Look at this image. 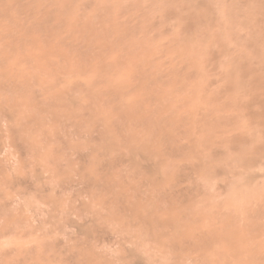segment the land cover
<instances>
[{
    "label": "bare ground",
    "instance_id": "obj_1",
    "mask_svg": "<svg viewBox=\"0 0 264 264\" xmlns=\"http://www.w3.org/2000/svg\"><path fill=\"white\" fill-rule=\"evenodd\" d=\"M6 1L0 0V28L2 29L1 30L2 31L1 32L2 37L3 36L5 37V35H8V37H9V35H11L12 39L9 40L7 43H6V41H7L6 37H5L6 41L3 39L5 41V43L3 41H0L1 44L3 43L0 47L8 46V49L10 50L9 53H3L0 55V65L4 66L7 69V72L9 74V79L5 80V78L8 77V74H6V77L4 78V80L7 81V83H4L2 81L3 84L0 85V89L3 90V88H5L4 92L8 91V90L6 91V87L10 88L11 90H12V88L16 90L15 87H17L16 86L17 83L20 84V82L25 80V78L27 77L26 76L27 72L24 69H22L25 71L24 75H19L20 72H18L19 74H15L16 71L19 70V68L17 70L15 68H13L15 73L11 70V67H14V66H11V63H10L11 57L12 56L14 57V55H17V54H20L23 52H25L23 54L26 56L25 57L26 60H24V58H23V60L20 59V61L21 60L23 61V64L25 63V64L30 65V63L32 61H34V62H37L40 60H42L41 62H43V60L45 61L43 71H41V72H44L46 74V76L48 77L47 79H49V77H50L52 79L53 83H52V85H50L51 82L49 83L48 80H45V81L43 80V83L48 81L49 86L47 87L45 85V87H47V91L51 94L49 100L47 102H45L46 105L40 101H37L38 99L35 100V102H32L31 100H29V102H26V100H24V99H22V100H24L25 102H19L18 96H17L18 99H15L16 97L13 99H10L15 94H19L18 93L19 88L17 87L18 88V90H16L17 93H15V90H14L15 94L12 93L10 90L12 96L10 94L11 97L9 96L10 97L9 100L7 101L6 104H4L5 109H3L5 117H7L9 119H13L16 116H19V112H20V114H23L24 112H26L23 110H28V111L30 110V112H31V110L32 111L34 110V112L37 111V112L43 113L47 117H52V118L57 117V119H58V117L61 113V111H60V113H58L59 109L61 110V108H59V107L64 106V108H65V106H68L71 108V106L75 107V105L77 104L75 99L73 98V95H74L73 93H75L76 90L84 88V85L81 82L86 81V86L87 85L94 86V85H98L100 83L101 86L100 85L99 86L104 89V87L102 86V83H103L102 81L107 80L106 81L107 85H106L105 89L103 90V92H101V89L98 86V88L100 89L99 90L100 95H98V96H96L92 93L93 92L92 89H91V92H89L90 91L89 86H87V88L85 87V90L88 89V91H86V93L83 97V100L80 98V100H82L83 103L81 105L79 104L82 112L79 111V108L77 107V111L81 112L82 115L75 117V114L72 110H68V111L66 110L63 115L61 114V116H63V119L66 120V122L72 121V119H74V120L78 119L77 120L78 123H81V125H82V123H86L85 125H87V126L85 128L87 129V127H88V130L92 131V132H89L91 134L88 137L89 138V141H88L89 144L88 145H86L83 142L84 147H81V145L79 147L76 146V148H77L76 151H74V145H72V146H73V151L75 152V156H76L77 160L79 161V163L81 164V167L83 165H84L83 166L84 168L86 167L85 165L87 163V161H86L87 157H88V160H89V157H90V160L94 159V161L96 163H98L97 160L99 161V163L97 165L92 166L91 168L93 171L97 170L98 173H99V171L102 173V175L99 176V177H102V180H99V182H93V183L89 182L88 186H90V187L92 186L91 188H96V189L98 186L101 187L100 190L102 189V195H100L101 197L98 199L99 203L103 205V206H101V208H104L105 206H109V208L112 207L113 212L116 213L115 215H117V219H119V218L124 219L126 221V223L129 224L130 226H132V225L136 226L137 225V226L141 227L142 231L143 230L145 231V234L147 235V237L148 238L150 237L152 240H156V241L160 242L162 237L165 238L167 236V239H168V237H170L168 242L166 241V243L162 242L160 244L162 249H163V247L167 248V249H169V252L171 251L173 253V255L176 254L177 256L179 253H180L179 255L184 254L189 263L191 262L192 264H264V206L262 204H257L256 202H255L256 204H252L254 200L251 202H248V200H247L248 203L244 202L243 206H241L242 202H240V204H239V206H241L240 208H239V206H237L238 205L237 204L236 207H238V209L237 208H227V207H225L227 205V203H224L225 206H221L220 202L217 201V197L214 196V194H213V196L216 197L215 201H217V203L219 202L220 206H215L214 205L215 203H214L213 204L214 207L209 208V207H207L208 205H206V203L204 202L207 199L206 200L202 199L203 200V201L201 200L202 202L199 201V199H198V202H200L201 205L199 207L193 208V205L195 203L194 202L195 200L193 201V199H196L195 197L200 195L199 192H201V190L199 191V189L196 188V190H189L188 189L185 191L184 190L180 191V189L182 188L181 187V188H179V192H178L177 185H176L177 192L176 191L175 192L170 191L169 193H166V192L160 191L161 189H159L161 186L165 185L164 175L162 174L163 179H161V175H159V171H160V168L162 166V163H163V165L166 163V162L164 163L163 161L166 159V157L172 158L173 156H175V158H177L181 153L184 154L185 150L188 148H191V150L189 152L191 155V160H189V163H190V161H191V163L189 165H187L188 162L186 161L187 162V164H186V163H184V160H183L182 161L183 164L187 165L186 167L188 168V170H191V172L193 171V174H194V172H195V174H198V175L203 174V169H204L203 166L205 167L206 160L204 158H200V155H198V153L195 152L194 149H196L195 148V147H197L196 145H199V147L201 146V147H203L204 150H207L209 155L212 157V159L215 157L216 158L221 157L222 156L221 154L224 151H226V153L229 152L231 155H233V157H235V160L242 161L243 162L242 165H244V163H245L246 166L247 165L249 166V165L253 164L254 162L259 161V159L261 157H259V159H256V161L253 162V160L255 158L254 154H261V156H263L262 153H264V67H263L264 62L260 61L261 60L260 59L259 62H261V64L258 62V60H257L258 63H254L251 59H249V57H247L248 59H246L244 57H240L242 52H239V54L241 53L240 56L239 55L237 56L238 53L235 56L232 55L233 57L231 56V58H232L231 65L228 64L229 65L228 73H227L226 80H224L225 82H223L222 90H220V91L217 90V92H219V93L214 95V93L216 91L213 93V90H212V92H211L210 91V89H211L210 82L207 84L208 86L210 85L208 90L210 91V93H212V96H207L206 98H203V100L205 101L204 107H203V105H202V108L198 107V104H199L198 101H197L198 102L197 106L192 104V101L199 97L195 92L194 93L192 92L191 94L189 93L190 94L189 96H187V94H186V96H184L185 98H183L178 104L176 103L175 105H173L170 103V100L172 99V97H174L175 94L176 95L178 94L177 92L180 93L181 90H183L184 88L186 89V86L188 85V83L192 82L195 79V77H196L195 75L198 71L197 70L198 66L196 67V64L194 65L193 60H191L189 57H184V56L182 57L183 54L181 55V54H179V52H175V51H174L175 53L173 51L170 52V49H169L167 51H168V54L170 52V59L172 61H174L172 64H174L176 61V62H178L177 66L172 67L171 64L168 63L169 66H171L172 68L169 67V69H167L165 67L166 71H163L161 69V66L164 68V66H163L164 61H162L160 68H158L157 66H155V68H154L155 61L153 59H151V55L153 56L152 53L150 54L151 50L150 51L147 50L148 47H145L144 45L139 46L140 41L142 43L144 40H142V39L139 40L138 45H137V41H136L135 44L138 47H136L135 45L129 46V39H130V37L132 38L133 34H132V36L130 34V37H129V34L127 35L125 33L126 28L124 26H123V29H124L123 31L125 34H123V32H122V34L117 33L118 32L117 26L120 23L119 19L122 20V17H120L117 20V21H119V23L114 22V20L116 19L114 14L115 13L118 14L117 13L118 10H117V12H115L116 10L113 13L110 12L109 11L110 3H109V6L107 5V7H108V9H107V8H105V5H104V8H100L101 4L99 7L96 6V7L92 8L93 6L91 5L92 6L91 7L90 6L91 3L89 2V4H88L87 0H86V2L83 0H59V2H60L59 4L56 3V5L54 4L53 6L49 5V6L45 7V5L48 3L44 2L45 4L43 5V7H41L39 3H38V5L34 4L36 2V0L35 1L33 0L34 3L32 0H12L16 4V5L13 4L14 2L12 3L13 6H15L14 10L19 11V14H20V11H22V10H23V12H24V10L28 11L29 15H30V13L35 15V14H37V13L39 14L41 12V17L37 16V19L33 18V20H29V21L27 19H26V21L25 20L24 21L23 20L17 21V22H15L13 27L11 26V28H9L11 23H9V25H8V23L2 24V22H4L3 20L6 18V14L8 12L7 11L8 5L5 4L6 7L3 6L4 5L3 2H6ZM144 1H147L148 4H150L148 0H144ZM144 1H143V3H144ZM213 1L214 0H211V3H213ZM253 1L254 0H252V2ZM55 2H56V0L54 1V3ZM109 2H111V0ZM207 2L210 4V1L207 0ZM238 2H239V0H238ZM9 3H10V1L8 2V4ZM157 3L160 4L159 0ZM164 3H165V1H164ZM164 3H163V5H164ZM208 3H206V5H207V7H210V9H211V6H209ZM233 3H234V1H233ZM247 3H249V1ZM51 4H52V1H51ZM73 4H77V8H79L78 11H74L72 9ZM107 4H108V2H107ZM253 4L255 5V3H253ZM260 4L262 5V0H259V5ZM113 5H114V3H113ZM118 5L115 4V6H117V7H118ZM166 5H169V4L167 3ZM202 5H203V3H202ZM202 5L199 4V6H201V7H202ZM257 5H258V3H257ZM137 6L138 5H136V7ZM151 6H152V3H151ZM176 6H178V5H176ZM199 6H198V8H199ZM204 6H205V4H204ZM243 6H245V5H243ZM263 6H264V3H263ZM117 7H116V9H117ZM160 7H161V5H160ZM173 7H174V4H173ZM207 7L205 6L206 12H207ZM245 7L248 8L249 5L248 6L246 5ZM126 8H127V6H126ZM131 8H132V6L129 8V10ZM146 8H148V7H144V9H146ZM150 8H153V6ZM167 8L169 9V7H167ZM239 8L241 9L240 5H239L238 9ZM74 9H75V7H74ZM134 9L136 10V8L133 7V10ZM140 9L142 11V4L140 6ZM230 9H232V8H230ZM9 10H10V6H9ZM11 10H12V6H11ZM80 10L82 12H80ZM84 10H86V12H88V13H84ZM138 10H139V6H138ZM160 10H162V8ZM171 10H172V8H171ZM261 10H262V8H261ZM17 11H15V13ZM26 11H25V13H26ZM137 11H136V13H137ZM157 11H158V9H157ZM174 11H175V9H174ZM176 11H177V9H176ZM244 11L246 13V9ZM249 11L251 12V9ZM11 12H10V15L12 14ZM119 12H121L120 8H119ZM134 12L135 11H133V14H134ZM181 12L179 13L180 15H181ZM202 12H203V10H202ZM238 12H240V11H238ZM252 12H253V7H252ZM254 12H255V8H254ZM258 12H260V9ZM110 13H112V16ZM151 13H152V11H151ZM151 13H150V15H151ZM161 13L163 14L162 11H161ZM166 13H167V10L165 11V15H166ZM234 13H233L232 24H233L234 19H235ZM255 13H257V12H255ZM19 14H17V15L19 16ZM71 14L73 16L75 15V17L73 18V20L74 19L75 20L73 22H70V23H67L65 21V23H64L63 22L64 19L67 16L70 18ZM139 14H141V13L139 12ZM142 14H141V16H142ZM155 14L157 16V14L159 15V12L155 13ZM172 14L173 13H171V15ZM235 14H237V11ZM23 16H24V13H23ZM143 16H144V14H143ZM174 16H175V14H174ZM230 16H231V13H230ZM259 16H261V15L258 14V16L257 17L255 16L254 18H256V19L258 18V20H259ZM14 17H15V15H14ZM112 17L114 18V20ZM154 17H155V15H154ZM163 17H164V15L161 18L159 16V20L160 19L162 20ZM176 17H175V19L177 22V18H179V17H177V18ZM201 17L198 19L197 18H189L187 20V22L185 23V25H181L183 27L180 26L182 28V31L184 32V34H186V36L188 35V38H189V35L196 33L195 29L199 23L201 24L202 22H204V25L206 26L205 21H203V20L201 21ZM235 17H236L235 22H237V17L239 18L240 16L238 14V16H235ZM247 17L249 18V15ZM19 18H17V20ZM129 18H130V16H129ZM136 18H135L136 20H138V18L141 19L138 16ZM168 18L171 19V17H167V19ZM231 18H232V16H231ZM8 19H9V17L7 18V20ZM10 19H11V16H10ZM21 19H23V17H21ZM30 19H32V17ZM152 19H153V16H152ZM157 19H158V17H157ZM170 19H168V20H170ZM185 19L186 18L184 16V21H182V15H181V22L184 23ZM206 19H207V17H206ZM241 20H240V22H241ZM260 20H261V18H260ZM133 21H134V19H133ZM150 21L147 23H150ZM211 21H212V19H211ZM215 21L218 22V19ZM251 21H252V19H251ZM5 22H6V20H5ZM144 22H145L144 25H146V20L145 21L142 20V24ZM209 22H210V19H209ZM244 22H245V20H244ZM122 23H123V20H122ZM125 23H124V25H125ZM130 23H131V21L129 22V24ZM160 23H164V22H160ZM168 23H169V21H168ZM256 23H257V21H256ZM129 24H127L128 25L127 28L129 27ZM132 24H133V22H132ZM134 24L138 25L137 22H135ZM158 24H159V22H158ZM158 24H157V27H159V29L156 28V30L157 31L159 30V36H160L161 35L160 28H162V25L160 26ZM200 24H199V28H200ZM254 24H255V21H254ZM120 25L121 24H119V26ZM170 25H169V27H170ZM177 25H176V27L178 28L179 26H177ZM202 25H203V23H202ZM235 25L237 26V24H235ZM263 25H264V22H263ZM130 26H131V24H130ZM167 26L165 29H167ZM180 27H179V29H180ZM210 27H211V25H210ZM229 27H231V26H229ZM241 27H242V24H241ZM133 28H136V25L133 26ZM151 28H153L155 30V26H153ZM217 28H218V26H217ZM138 29H139V26H138ZM145 29H146V27L144 28L143 31L146 33V35L147 34L149 35V33H147L145 31ZM148 29H150V27ZM255 29H256V27H255ZM128 30H129V28H128ZM134 30L135 29H133V33H134ZM167 30L170 31L169 28ZM178 30L176 31L177 33H178ZM206 30H208V24L206 26ZM211 30L213 32V29H211ZM249 30H250V28H249ZM258 30H261V28ZM130 31H131V28H130L129 32ZM180 31H181V29H180ZM232 31H233V29H232ZM236 31H238V29ZM137 32H138V30H137ZM139 33H141V29H140ZM150 33L151 34L153 33L152 30L150 31ZM154 33H156V32L154 31ZM216 33H217V29H216ZM226 33H228V32H226ZM247 33H245V34H247ZM249 33L251 34V32H249ZM252 33H253V30H252ZM163 34H165L164 30H163ZM256 34H258V33H256ZM136 35H139V34H136ZM136 35L134 36L132 41H130V43L131 42L133 43V40H137V38H135ZM181 35H182V33H181ZM218 35H217V37H218ZM139 36H137V37L139 38ZM204 36H205V34H204ZM204 36H202V37H204ZM255 36L253 35L252 37H255ZM146 37L147 36H145V39L147 40L148 37L147 38ZM153 37H155V35L152 36L151 39ZM165 37H169V32H168V36L166 35ZM165 37H164V39H165ZM170 37L172 38V35ZM193 37H194V35L192 36V39H193ZM244 37H245V35H244ZM257 37H258V35H257ZM261 37H262V34H261ZM197 38L198 37L195 36V39H197ZM151 39H150V41H151ZM179 39H181L180 36H179ZM211 39H212V36H211ZM242 39L243 38H241V40L240 39H238V40L242 41ZM244 39H246V38H244ZM159 40H160V38H159ZM222 40H224V39H222ZM148 41H149V39H148ZM154 41H155V39H154ZM195 42H197V41H195ZM214 42L217 43V40H215ZM244 42L247 43V41H244ZM148 43H150V42H148ZM169 43H170V41H169ZM174 43H175V41H174ZM177 43H181V41L179 40ZM177 43H176V45H177ZM185 43L187 44V41ZM191 43H192V41H191ZM151 44L153 46L152 42H151ZM151 44H150V46H151ZM155 44L157 45V43H155ZM194 44H195V47L197 48V46H196L197 43H194ZM218 44H220L219 48L223 44L225 45L224 42L222 43V45L219 42H218ZM192 45H193V43H192ZM192 45L188 46V44H187L186 47H188L193 54V50L191 48ZM212 45L214 46L213 41H212ZM259 46H260V44H259ZM259 46L257 48L258 53H259V48H261ZM198 47H199V45H198ZM254 47L256 48V45ZM217 48H218V45H217ZM249 48H248V50H249ZM161 49H163V47ZM177 49H175V50L177 51ZM179 49L182 50V46ZM173 50H174V48H173ZM194 50H195V48H194ZM198 50H199V48H198ZM222 50H224V49L222 48ZM251 50L252 51L254 50L253 46H252ZM262 50H264V49L261 48L260 51H262ZM155 51H156V49H155ZM155 51H153V47H152V52L155 53ZM187 51H188V49H187ZM29 52H31L30 55H34V56H32L33 60H31V58H30L31 61L29 59H27V55H29ZM171 53H172V55H171ZM243 53L245 54V57H246V53L245 52H243ZM199 54H200V51H199ZM30 55H29V57H30ZM157 55L158 56L162 55V52L161 51L157 52ZM157 55H154L153 58L154 57L157 58ZM190 55H191V53H190ZM200 55H199V57H201ZM230 55L231 54H229V56ZM253 55H252V59L256 58L255 57L256 54H253ZM70 56H71V58H70L71 60L68 63H66L67 62L66 58H68ZM72 56H73V58H72ZM206 56H208V55H204L203 57H206ZM208 57H210V56H208ZM216 57H218V56L216 55ZM262 57H263V55L261 56V58ZM16 58H17V56H16ZM21 58H22V55H21ZM225 58H224V60H225ZM257 58H258V54H257ZM164 59H166V57ZM201 59L202 58H200L199 61ZM214 59H215V56H214ZM218 59L221 60L220 57H218ZM229 59L227 58V60H229ZM157 60H158V58H157ZM14 61L15 60L13 59V62ZM152 61L154 62V64ZM204 61H205V59H203V62ZM61 62L62 63L65 62L66 64H62ZM158 62H160V60H158ZM207 62H208V59H207ZM215 62H216V60H215ZM16 63L18 64L17 60H16ZM16 63H15V65H16ZM165 63H166V61H165ZM216 63L218 64V60ZM21 64L22 63L20 62V65ZM59 64H61V65H59ZM29 65H28V67H29ZM39 65H41V63ZM157 65L159 66L158 63H157ZM210 65H211V63H210ZM219 65H220V63H219ZM219 65H218V67H219ZM261 65H263V66H261ZM30 66H32V64ZM37 66H38V64H37ZM4 67H3V70H4ZM33 67L36 68V65L34 63H33ZM202 67H203V65L200 68L202 69ZM212 67H213V65H212ZM208 68H210V67L208 66ZM226 68H227V66H226ZM6 69H5V71H6ZM27 69L28 68H26V70ZM30 69H31V67H30ZM36 69H38L37 74L34 70L33 72H35L36 75H34V74L31 75L32 79H34L35 81L39 80L40 76H42V74L40 75V72H39V69H40L39 66ZM41 70H42V68H41ZM151 70H153V71H151ZM1 71H2V69H1ZM20 71H21V69H20ZM31 72H32V69H31ZM38 72H39V74H38ZM202 72H203V70H202ZM210 72H207V73L210 74ZM218 72L216 70L217 74H218ZM0 73H2V72H0ZM27 74H29V71ZM65 74L70 75V77L75 79V81L70 82L68 80L69 83H71V84L70 85L68 84L66 91H61V90H59V87L56 88V86H59L60 84L62 85ZM205 74L206 73L204 70V75ZM217 74L213 73V77L215 79L219 78V77H215ZM220 74H221V72H220ZM225 74H226V71H225ZM2 75H4V74L2 73ZM200 75H201V73H200ZM222 75H223V73H222ZM198 78H199V76H198ZM220 78H222V77L220 76ZM66 79H67V77H66ZM203 79H205L204 76H203ZM206 79H208V78H206ZM8 80H9V82H8ZM29 80H30V82L32 81L31 79H28V81ZM41 80H42V77H41ZM209 80H211V79L209 78ZM196 81H198V80H196ZM106 82H105V84H106ZM80 83L83 85V88H81L82 85ZM199 83H200V80H199L198 84ZM220 83H221V81H220ZM21 84H22V82H21ZM201 84H202V81H201ZM216 84L218 85V82ZM189 85H190V83H189ZM203 85H204V83L202 84V86L201 85L200 86L203 87ZM165 86L167 88H165ZM192 86H194V85L192 84ZM192 86H191V88H192ZM213 86H215V85L213 84ZM28 87H31V86L28 85ZM28 87L26 89L29 92L28 94L30 96V90H28ZM45 87L42 90V88H43V84H42L41 90L44 91ZM188 88H189V86H188ZM20 89H21V86H20ZM199 89H200V87H199ZM200 90H202V88ZM214 90H215V88H214ZM73 91H75V92H73ZM204 91H202V92H204ZM196 92L199 93V95H200V92H198V91H196ZM233 92H236V93L238 92V94H240L242 96V98L246 97V99L248 100L247 101L248 103L245 104L243 102L245 105L242 106L241 103L239 105L236 102V100L237 101L239 100V97H237L238 99L236 97L234 98ZM3 93H2V95H3ZM31 93L34 95L33 92H31ZM80 93L83 94L84 90H83V92L80 91ZM206 93H208V91H206ZM21 94L23 95L22 98L25 97L24 91ZM38 94H39V90L36 94L37 97H38ZM75 94H77V92ZM82 94L80 95V97L82 96ZM44 95L47 96L49 94L46 95L43 92V97H44ZM78 95H79V91H78ZM204 95H205V93H204ZM224 96H225V98H224ZM39 97L41 98V101H43L42 93L39 94ZM76 97H77V101H78L79 97L78 96H76ZM7 98H8V96H7ZM201 100H202V98H201ZM201 100H200V104L203 102V100L202 101ZM20 101H21V98H20ZM79 103H80V101H79ZM1 105H3V104L1 103ZM1 107H0V109H1ZM95 107H96V109H97V107H100V111H98L97 114H96L97 111L93 114ZM235 107H236V109H235ZM253 107H254V110H253ZM3 111L2 112L0 111V112L3 113ZM30 112H29V114H30ZM26 114H27L26 117L24 116V114H23V117H20L22 119V122H23L25 128H26V125L29 126V124H31V122H33V119H31L30 115L28 116V112ZM43 114H41V115H43ZM76 114H77V112H76ZM95 114H96V116H94ZM244 114H247V115L250 114L251 115V117L247 119L248 123L250 120V123H249L250 128L249 129L247 128L248 130H246L245 132H239V133L237 132L236 134H234L235 132L234 133L231 132L233 134H230V135L228 133V135H227L228 141H227V143L225 142L226 144H224V145H221V144H219L220 146L216 145V142L213 145L211 144V143H214L213 142L214 135L211 136L210 133L213 132V134H214V131H215V132H217V135H218V131H221L222 129L224 130V128L226 131L227 127H232L234 124L237 123V122L235 123V118H237L240 115L243 116ZM39 115L40 114L37 113V117H39ZM33 117H34V115H33ZM35 118H36V116H35ZM57 119L55 121H57ZM36 121H37V119H36ZM58 121L60 122L59 119H58ZM58 121L55 123L58 124ZM106 122H108L107 123L108 125L105 126V129H103L102 132L98 133L97 130H94L98 126L100 127V124L104 125V124H106ZM35 124H36V122H35ZM35 124H33V125L35 126ZM60 124H61V122H60ZM63 124L64 123H62V125ZM68 124H70V123H68ZM243 124L244 123H242V125ZM77 125L78 124H76L74 126L76 130H77V128H76ZM188 125H189V128L191 127V129H189L187 127ZM244 126H245V124H244ZM31 127H32V125H31ZM37 127H39V126H37ZM43 127L44 126L40 127V129H43ZM57 127H58V125H57ZM63 127L65 128L66 126H63ZM63 127H62V130H63ZM68 127H69V125H68ZM21 128H24V127L21 126ZM30 128H29V130H30ZM34 128H36V127H34ZM34 128L32 127V129H34ZM82 128H83V126L81 127V129ZM102 128H101V130H102ZM238 128H241V127H238ZM245 128H246V126L244 127V129ZM44 129L46 130V128H44ZM44 129H43V131H45ZM79 129L77 131H79ZM29 130L26 131V133H28ZM22 131H23V129H22ZM34 131L36 134L35 129L33 130V132ZM93 131H95V133L97 132L98 134L96 133L97 135H94ZM241 131H242V129H241ZM31 132H32V130H31ZM31 132H29V134ZM45 132L47 133V131H45ZM58 132H59V130H58ZM74 132H76V131H74ZM74 132H73L72 137H76V136H74ZM84 132H86V130H84ZM23 133H22V136H23ZM38 133H39V130H38ZM63 133L64 134L62 136L64 137L66 132L64 131ZM67 133L69 134V131H67ZM71 133H72V131H70V135H71ZM89 133L88 132L84 133L83 137H85ZM197 134H200V135L205 134V138H203L202 140L196 141L194 139V135L197 136ZM14 135H16L14 137V140L16 141V137L18 140L20 134H18V136H17V133H15ZM22 136H21V141H22ZM38 136H39V134H38ZM40 136H41V134H40ZM44 136H45V134H44ZM80 136H81V133H80ZM57 137L59 138L60 136H58V134H57ZM61 137H60V139H61L60 142H63L64 139L62 141ZM83 137H81V141H84ZM198 137H199V135H198ZM222 137H223V135H222ZM23 138H25V134H24ZM48 138H49V136H48ZM77 138L80 139L78 134H77ZM181 138H185L186 141L184 143H181V142L178 143L177 142L175 145L172 143V141L176 142V141H179V139H181ZM223 138H222V141H223ZM217 139L218 138L216 137V140ZM18 141H20V140H18ZM67 141H68V139H67ZM77 141H78V139H77ZM222 141H221V143H222ZM85 142H87V138H86ZM11 143H13V142H11ZM68 143H69V141H68ZM77 143H79V142H77ZM218 143H219V141H218ZM20 144L18 142L17 150L20 147L18 150V152L20 154V150L24 149V151H21V156H22L27 151L26 148L28 146H26V143H25L26 147L21 149L22 144H21V146L18 147V145H20ZM60 145H61V143H60ZM62 145H64V143H62ZM66 147L67 146L65 145L64 149H66ZM62 148H63V146H62ZM62 148H61V150H62ZM25 149H26V151H25ZM28 150H29V147H28ZM67 150H68V148L66 149V151ZM66 151H64V152H66ZM69 151L71 153L70 149H69ZM187 151H189V150H187ZM203 152H206V151H203ZM186 153L184 154V156L188 155ZM66 154H68V153H66ZM69 154L67 156H69ZM183 154H182V156H183ZM72 155H74V154L71 153L70 156L73 157ZM252 155H254V157L251 160L250 156H252ZM107 157H108V160H106ZM179 157H178V160H179ZM188 157L190 159V156H188ZM206 157H207V155H206ZM223 157H224V154H223ZM256 157H258V156H256ZM76 158H75V161H76ZM175 158H174V160H175ZM184 159H185V157H184ZM180 160H181V158H180ZM233 160H234V158H233ZM78 161L74 162V164L75 163L77 164V167H78V163H77ZM172 161H173V159H172ZM215 161H216V159H215ZM223 161H224V159H223ZM230 161H231V159H230ZM211 162H212V160H211ZM88 163H89V161H88ZM181 163H180V165H181ZM228 163H229V161L227 162V164ZM262 163H263V161H262ZM90 164H92V163H90ZM93 164H94V162H93ZM170 164H171V162H170ZM174 164L176 165V163H174ZM213 164H214V162H213ZM234 164H233V167L234 166L236 167V163H234ZM255 164H253V165H255ZM120 165H123L124 169L126 167L128 168V171L124 170L125 171V174H123L124 178L127 176V173L130 172V174L128 173L129 177L134 179V181H135V179H137L135 186H133V187L123 186L122 187V183L119 186V184H117V182H116L117 176H116V179L114 180V178L112 177V175L114 176V174L111 173V175H110V173L108 171L110 169V167H114V169H115V167L118 166V168H119L118 171L121 172ZM180 165H179V167H180ZM216 165H218V163ZM230 165H232V163ZM88 166H91V165L88 164ZM164 167H169L168 162H167V165H164ZM172 167H173V164H172ZM179 167L177 168V170L179 169ZM186 167H184V168L186 169ZM211 167H212V169L214 168L213 166H211ZM60 168L62 169V167L60 166L59 169H57V172L61 171ZM91 168H88V171ZM129 168L132 171H129ZM206 168H208V167H206ZM251 168H252V166H251ZM86 169H83V171H85L86 173H90L91 175L93 174V173H91L92 170L90 172H88V171H86ZM253 169H255V168H253ZM170 170H171V168H170ZM174 170H175V168L171 171V174L173 173L174 175H177L176 174L177 171L175 173ZM179 170H180L179 172L181 173L182 169L180 168ZM188 170H186V171L188 172ZM77 171H79V170L77 169ZM133 171H136L137 173L142 172L145 174V176L144 177L140 176L139 178H136V175H131V172L133 174ZM213 171H214V169L212 170V172ZM260 171H262V170H260ZM163 172H164V170H163ZM166 172L169 173V169L167 171V168H166V171L164 172V174ZM206 172H207V170H206ZM220 172H222V170L221 171L218 170V173L221 175ZM86 173L83 172V174H85V175H86ZM121 173H123V172H121ZM160 173H161V171H160ZM83 174L80 175V173H79V179H78L79 181L81 178L80 176H83ZM134 174H135V172H134ZM222 174H223V172H222ZM227 174H228V172H227ZM257 174H258V172H257ZM85 175H84V178L86 179L85 181H88L90 176L88 174H87L88 176H85ZM93 176H95V175L93 174ZM137 176H139V174H137ZM208 176H210L209 172H208ZM248 176H250V175L248 174ZM175 177H174L175 180L181 181L183 179L184 175L182 176V174H181V175H177ZM199 177L201 178V176H199ZM90 178L92 179L93 177L91 176ZM186 178H188V177L186 176ZM192 178H191V180H192ZM204 178L202 177L201 180H203ZM227 178L229 179V177H227ZM252 178H254V176ZM252 178L250 179L251 181H253ZM207 179H208V177H207ZM81 180H84V179L82 178ZM169 180L167 179L166 182H169ZM197 180L198 179H196V182L199 183L200 179L198 181ZM97 181H98V179H97ZM121 181H123L122 176H121ZM189 181H190V179H189ZM206 181H208V180H206ZM176 182H175V184H176ZM182 182H183V180H182ZM258 182H259V179H258ZM258 182H257V184H258ZM130 183H131V181H130ZM234 183L235 182H233V185H234ZM236 183H238V180ZM247 183H248V181H247ZM148 184L151 186L150 188H152V190H151L152 193H153V191H155L156 194H153V195L150 194L149 196L140 198V195H142V193H144L145 190L141 194H140L141 191H139V190L141 189V187H144L145 185L147 186ZM171 184H172V178H171L170 186H171ZM192 184H194V183H192ZM205 184L207 185V183H205ZM229 184L231 185V183H229ZM240 184H242L241 180H240ZM173 185H174V183L172 184V186ZM244 185L249 186L248 189H249V193H250L251 187H250V184H246V179H245ZM170 186L168 185L169 189H170ZM81 188H83V187H81ZM144 188H146V187H144ZM163 188L164 187H162V189ZM192 188H193V186H192ZM198 188H200V186ZM231 188H233V187L231 186ZM165 189L166 188H164V190ZM172 189H173V187H172ZM174 189H175V187H174ZM183 189H184V186H183ZM234 189H235V187H234ZM235 190H237V188ZM253 190H254V187H253L252 191ZM257 190L258 189H256L255 192ZM259 191H260V189H259ZM148 192L149 191H146L145 193L147 194ZM243 192H241V193H243ZM82 193H84V192H82ZM224 193H225V191H224ZM261 193H262V190H261L260 194ZM217 194H218V192H217ZM229 195H231V193H229ZM253 195H254V193H253ZM255 196L258 197V194ZM82 197L85 198L83 194H82ZM210 197H212V195H210ZM261 197H262V195H261ZM263 197H264V195H263ZM90 198H91V194H90L89 199ZM154 199H155L156 203H154ZM238 199H239V197H238ZM238 199H236V200H238ZM245 199H246V197H245ZM93 200L95 203V199H93ZM225 200H226V198H225ZM250 200H252V198H250ZM262 200L264 201V199H262ZM79 201H80V199H79ZM243 201H244V199H243ZM191 202H193V205L191 204ZM212 202H213V200H212ZM82 203H83V201H82ZM139 203H141L140 204L141 206H142V203L147 204V207H145L146 209L141 210V208L138 207ZM163 203H164V205H163ZM234 203L236 204V202H233L232 204H234ZM259 203H261V202H259ZM98 207H99V205H98ZM182 207H183V209H181ZM105 208H104V211H105ZM110 210H111V208H110ZM96 211H97V209H96ZM99 215H100V212H99ZM115 215H114V217H115ZM85 217H86V215H85ZM94 217H95V215H94ZM109 217H110V215H109ZM86 219H87V217H86ZM93 220L95 222L96 219H93ZM107 220H108V218H107ZM115 221H117V220L115 219ZM77 223H78V221H77ZM129 225H128V228H129ZM88 227H89V224H88ZM111 227H113V226H111ZM132 228H134V227H132ZM109 229H110V227H109ZM135 229H134V231H135ZM126 232H127V230H126ZM141 235H143V234H141ZM107 236H109V234ZM144 238L146 239V236ZM128 239H129V237H128ZM165 240H166V238H165ZM136 241H137V238H136ZM162 241H163V238H162ZM106 243H107V241H106ZM106 243H105V245H106ZM109 243H111V241ZM131 244H132V242H131ZM126 246H127V244L125 245V248H126ZM131 249H132V247H131ZM167 249H166V252H167ZM133 251L135 253L134 249H133ZM152 251L154 253V250H152ZM163 251H164V249H163ZM147 252H148V250H147ZM157 252L159 253V251H157ZM77 254L78 253H76V255ZM79 254H81V253H79ZM83 254H84V251L82 252L81 258L83 256ZM135 254H137V253H135ZM78 255H77V257H79ZM89 255L91 257V254H89ZM138 255H141V252H139ZM154 255L156 256V254H154ZM176 255H175V257H176ZM132 256H133V260H135V262L137 264H143V260L141 259V256L140 257L137 256V257H135V259H134V254H132ZM150 256H148V257H150ZM185 256H184V258H185ZM71 257L73 258L72 253H71ZM84 257H85V255H84ZM168 257H166L167 260H168ZM173 257L174 256L171 255L172 259H173ZM180 258H181V256H180ZM85 259H86V257H85ZM174 259L176 260L177 257ZM10 260H11V258H10ZM12 260H14V259L12 258ZM19 260H20V257H19ZM19 260H17V261H19ZM65 260H66V258H65ZM67 260H68V258H67ZM87 260H88V257H87ZM94 260H95V258H94ZM129 260L131 261L132 258ZM133 260H132V263H133ZM71 261H72V259H71ZM180 261H178L179 264H180ZM96 262H98V261L96 260ZM18 263L19 262H17V264ZM78 263L79 264L83 263V259H82V261H80ZM85 263L87 264V262H85ZM98 263H100V262H98ZM182 263H185V261H183ZM5 264H6V260H5ZM8 264H9V262H8ZM15 264H16V260H15ZM66 264H67V262H66ZM69 264H71V263H69ZM172 264H173V262H172Z\"/></svg>",
    "mask_w": 264,
    "mask_h": 264
},
{
    "label": "rangeland",
    "instance_id": "obj_2",
    "mask_svg": "<svg viewBox=\"0 0 264 264\" xmlns=\"http://www.w3.org/2000/svg\"><path fill=\"white\" fill-rule=\"evenodd\" d=\"M4 1H6V0H4ZM9 1H10V3L8 4ZM34 1H33V3H34ZM51 1H52V4H51ZM54 1L53 0H47V1L46 0H41V1L40 0H36V2L34 4L38 5V3H39L40 6L43 7V5L45 3H48V4L45 5V7H46V6H49V5L53 6L54 4L56 5V3H58V4L60 3L59 0H56L55 3H54ZM83 1L86 2V0H83ZM109 1L110 0H100V1L99 0L98 1L97 0H93V1L92 0L91 1L87 0V3L89 4V2H90L91 3L90 6L91 5L93 6V7L91 6L92 8H94L96 6L99 7L100 4H101L100 8H104V5H105V8H107V9H108L107 5L109 6V3H110V6H109V11L110 12L113 13L115 10H116L115 12H117V10H118V12H117L118 14H116V13L114 14L115 18H116L115 19L116 21L113 18L114 16L112 18H113L114 22H118L119 23V21H117V20L120 17H122L123 23H122V20L119 19L120 20L119 24H121V25L119 26V24H118V26H117L118 32L117 33L122 34V32H123V34H125V33L127 35L129 34V37H130V34H131V36L133 34L132 38L130 37V39H129V46H134V45L136 46V44H135L136 41H137V45H138V43H139L138 41L142 39L144 41L142 43L140 41L139 46L144 45L145 47H148L147 50H149V51L151 50L150 54L152 53L153 56L157 55V52L161 51L163 56L159 55L160 56L159 57L157 55V58H158V60H160V62H158L156 57L153 58V56L151 55V59H153L155 61V64L152 61L153 64H154V68H155V66L160 68L162 61H164V63H163L164 68L161 66V69L163 71H166L165 67L167 69H169V67L172 68L173 66L174 67L177 66L178 62L175 61V63L172 64L174 61H172L170 59V52H172V51L173 52L174 51L175 52H179V54H181V55L183 54L182 57L183 56L184 57H189L191 60H193L194 65L196 64V67L198 66V68H197L198 71H197V73L195 75L196 77L193 80L194 82L193 81L189 82L190 85L188 83V85L186 86V89L184 88L183 90H181L182 92L180 91V93L177 92L178 96L175 94L176 96L174 95V97H172V99L170 100V103L173 104V105H175L176 103L178 104L183 98H185L184 96H186V94H187V96H189L192 92L193 93L195 92L199 97L197 99H194L192 101V104L197 106V104L199 102L198 107L202 108V105L204 107L205 106V101L203 100V98H206L207 96H212V93H210V91L212 92V90H213V93L216 91L214 93V95H216V94L219 93V92H217V90H219V91L222 90V85H223V82H225L224 80H226L229 65H231V61H232L231 56L232 55L235 56L238 53L237 56L238 55L240 56L241 53L239 54V52H242L240 57H244L246 59H248L247 57H249V59H251L254 63H258L260 59H261L260 61L264 62V60H263L264 59L263 58L264 57V50L260 51L261 48L264 49V47H263L264 46V34H263L264 33V25H263V22H264V10H263L264 9V6H263L264 0H262V5L261 4L259 5V0H254L255 2L254 1L252 2V0H239V2H238V0H231V1L230 0L229 1L228 0H214L213 3H211V0H208V1H210V4L207 2V0H185V1L184 0H175V1L174 0H170V1L169 0H159L160 4L157 3L158 0H148L150 4H148V2L144 1V0H138V1L137 0H131V1L130 0H128V1L127 0H111V2H109ZM143 1H144V3H143ZM164 1H165V3H164ZM233 1H234V3H233ZM246 1L247 2L249 1V3H247ZM6 2H3L4 3L3 6H5V4L8 5V7H7V11L8 12H7L6 18L3 20L4 22H2V24L3 23L4 24L8 23V25H9V23H11L10 27L7 25L9 28H11V26L13 27L15 22H17V21H22V20L26 21V19L29 21V20H33V18L37 19V16L41 17V12L39 14L37 13L35 15L31 14L29 12L30 13V15H29L28 11L24 10V12H23V10H22V11H20V14H19V11L14 10V8H15V6H13V4H15L14 1L7 0ZM107 2H108V4H107ZM113 3H114V5H113ZM151 3H152V6H153L154 9L150 8V7H152ZM163 3H164V5H163ZM167 3L169 5H166ZM202 3H203V5H202ZM206 3H208L209 6H211V9H210V7H207ZM253 3H255L256 6ZM257 3H258V5H257ZM115 4L116 5L119 4L118 7L115 6ZM141 4H142V11L140 9ZM173 4H174V7H173ZM199 4H201L202 7L199 6ZM204 4L207 7V12L205 11ZM242 4L245 5V6L249 5V7L247 8V7L243 6ZM136 5L139 6V10H138V6L136 7ZM160 5H161V7H160ZM176 5H178V6H176ZM239 5H240L241 9L240 8L238 9ZM9 6H10V10H9ZM11 6H12V10H11ZM126 6H127L128 9L126 8ZM131 6H132V8L129 10V8ZM198 6H199V8H198ZM74 7H75V9H74ZM116 7H117V9H116ZM133 7L136 8V10L135 9L133 10ZM144 7H148V8L144 9ZM167 7H169V9ZM252 7H253V12H252ZM119 8H120L121 12H119ZM161 8H162V10H160ZM171 8H172L173 11L171 10ZM230 8H232V9H230ZM254 8H255V12H257V13L254 12ZM261 8H262V10H261ZM72 9L74 11H78L79 10V8H77V4H73L72 5ZM157 9H158V11H157ZM174 9H175V11H174ZM176 9H177V11H176ZM245 9H246V13L244 11ZM250 9H251V12L249 11ZM259 9H260V12H258ZM166 10H167V13L165 15V11ZM202 10H203V12H202ZM15 11H17V12L15 13ZM25 11H26V13H25ZM133 11H135L134 14H133ZM136 11H137V13H136ZM151 11H152V13H151ZM161 11L163 12V14L161 13ZM236 11H237V14H235ZM238 11H240V12H238ZM10 12L12 13L11 15H10ZM80 12H82V11L80 10ZM139 12L141 14L143 13L144 16H143V14L141 16V14H139ZM158 12H159V15L157 14V16H156L155 13H158ZM180 12H181V15H182V21H184V16L186 18L184 23L181 22V15L179 14ZM23 13H24V16H23ZM84 13H88V12H86V10H84ZM112 13H110L111 16H112ZM150 13H151V15H150ZM171 13H173V14L171 15ZM230 13H231L232 18L230 16ZM233 13H234V18L235 19H234V22L232 24ZM17 14H19V16ZM174 14H175V16H174ZM238 14H239L240 17L239 18L237 17V22H235L236 21V17L235 16H238ZM247 14L249 15V18L247 17L248 16ZM258 14L261 15V16H259V20H258V18L257 19L254 18L255 16L257 17ZM14 15H15V17H14ZM154 15H155V17H154ZM161 15L162 16L164 15V17L162 18V20L161 19L159 20V16H160V18L162 17ZM10 16H11L12 20L10 19ZM20 16L23 17V19H21ZM129 16H130V18H129ZM137 16L140 17L141 19L138 18V20H136ZM152 16H153V19H152ZM176 16L179 17V18H177ZM8 17H9V19H8L9 21L7 20ZM29 17L30 18L32 17V19H30ZM74 17H75V15L73 16L71 14L70 18L67 16L64 19L63 22L64 23H65V21L67 23L73 22L75 20V19L73 20ZM157 17H158V19H157ZM167 17H171V19L168 18V19H170V20H168ZM175 17L177 18V22H176ZM200 17H201V21L202 20L205 21L206 26L208 24V30H206V26L204 25V22H202L203 25H202V23L201 24L199 23L200 24V28H199V24H198L196 26V29H195L196 33L192 34V35H189V38H188V35L186 36V34H184V32L182 31L181 27H183V26H181V25H185V23L187 22V20L189 18H197L198 19ZM206 17H207V19H206ZM17 18H19V19L17 20ZM240 18L241 19L243 18V19L241 20ZM260 18H261V20H260ZM133 19H134V21H133ZM209 19H210V22H209ZM211 19H212V21H211ZM217 19H218V22L215 21ZM251 19H252V21H251ZM5 20H6V22H5ZM142 20L143 21L146 20V25H144L145 22L142 24ZM240 20H241V22H240ZM244 20H245V22H244ZM124 21L127 24H129V22L131 21V23H130L131 26L129 24V27H128L129 30L131 28L130 32H129L128 28H127L128 25ZM149 21H150V23H147ZM168 21H169V23H168ZM254 21H255L256 25L254 24ZM256 21H257V23H256ZM132 22H133V24H132ZM135 22H137L138 25L134 24ZM158 22H159V24H158ZM160 22H164V23H160ZM124 23H125V25H124ZM156 23L158 25H160V26L162 25V28H160V31H161L160 33H161L162 36L161 35L160 36L163 39L159 36V30L158 31L156 30V28L159 29V27H157ZM175 24L176 25L178 24L177 26H179V27L181 26L180 27L181 31H180L179 27L178 28L176 27ZM235 24H237V26ZM241 24H242V27H241ZM135 25H136V28H133V26H135ZM169 25H170V27H169ZM210 25H211V27H210ZM216 25L218 26V28H217ZM123 26L126 28L125 29V33L123 31L124 30ZM138 26H139V29H138ZM153 26H155V30L153 28H151ZM166 26H167V29L168 28L170 29V31L165 29ZM229 26H231V27H229ZM145 27H146L145 31L147 33H149V35L148 34L146 35V33L143 31ZM149 27H150V29H148ZM255 27H256V29H255ZM259 27L261 28V30H258V29H260ZM210 28L213 29V32H212V30ZM249 28H250V30H249ZM133 29H135L134 33H133ZM136 29L138 30V32H137ZM140 29H141V33H139ZM162 29L164 30L165 34H163V30ZM216 29H217V33H216ZM232 29H233V31H232ZM237 29H238V31H236ZM1 30L2 29L0 28V39L2 38L0 41H3L5 43V41L7 40L6 41V43H7L9 40L12 39V36L9 35V37H8V35H5V37H6V40H5V37L4 36L2 37V34H1L2 31ZM151 30L153 32L152 34L150 33ZM177 30H178V33L176 32ZM252 30H253V33H252ZM154 31L156 33H154ZM168 32H169V37H165L166 35L168 36ZM226 32H228V33H226ZM247 32L248 33L251 32V34L250 33L248 34ZM181 33H182V35H181ZM245 33H247V34H245ZM256 33H258V34H256ZM260 33L262 34V37H261ZM136 34H139L140 36L136 35ZM204 34H205V36H204ZM135 35H136L135 38H137V40H133V43L132 42L130 43V41H132V39L134 38ZM154 35H155V37H153L151 39V37L154 36ZM171 35H172V38L170 37ZM178 35L180 36L181 39H179ZM193 35H194V37L192 39ZM210 35L212 36V39H211ZM217 35H218V37H217ZM244 35H245V37H244ZM253 35L254 36L256 35V36L252 37ZM257 35H258V37L260 39L257 37ZM137 36H139V38ZM145 36L148 37L149 41H148V39L147 40L145 39ZM195 36L198 37V38L195 39ZM202 36H204V37H202ZM164 37H165V39H164ZM159 38H160V40H159ZM241 38H243L242 39L243 42L238 40V39L241 40ZM244 38H246V39H244ZM150 39H151V41H150ZM154 39H155V41H154ZM222 39H224V40H222ZM173 40L175 41V43H174ZM179 40L181 41V43H177ZM211 40L213 41L214 46L212 45V41ZM215 40H217V43L214 42ZM169 41H170L171 44L169 43ZM186 41H187L188 46L192 45V43H193L192 47L190 46L192 48V50H193V54H192L191 50L188 47H186L187 46V44L185 43ZM191 41H192V43H191ZM195 41H197V42H195ZM244 41H247L248 44L245 43ZM148 42H150V43H148ZM151 42L153 43V46H152ZM218 42L221 43V45L224 42L226 46L223 44L219 48L220 44H218ZM155 43H157V45ZM176 43H177V45H176ZM194 43H197L196 44L197 48L195 47ZM2 44L0 43V46ZM150 44H151V46H150ZM250 44L254 48L253 51L251 50L252 46ZM254 44L256 45V48L254 47L255 46ZM259 44H260V46H259ZM198 45H199V47H198ZM217 45H218V48H217ZM181 46H182V50L179 49V48H181ZM258 46L261 47V48H259V53H258V49H257ZM6 47H3V46L0 47V55L3 54V53H9L10 50L8 49V46H6ZM136 47H138V46H136ZM152 47H153V51H155V49H156L155 53L152 52ZM162 47H163V49H161ZM173 48H174V50H173ZM194 48H195V50H194ZM198 48H199V50H198ZM222 48L224 50H222ZM248 48H249L250 51L248 50ZM169 49H170V52L168 54L167 50H169ZM175 49H177V51ZM187 49L191 53V55L187 51ZM199 51H200L201 55L199 54ZM243 52L246 53V57H245V54ZM23 53H25V52H23ZM23 53H20V54L14 55V57L13 56L11 57V60H10L11 66H14V67H11V70L14 72L13 68H15L16 70L19 68V70H17L16 73L14 72L15 74H19L18 72H20L19 75H24L25 71L27 73L29 71L30 75L26 73L27 77L25 78V80L21 81L23 85L21 84V82H20V84L17 83L16 86L19 88V91H18L19 94H15V93H17L16 90H18L17 87H15L16 90L13 89V88L11 90L10 88L6 87V91L8 90L9 92L8 91L4 92L5 88H3V90L0 89V107L1 106L3 107V108L1 107V109H0L1 112L3 111V109H5L4 104L7 103L9 98L12 96L11 92L14 93V90H15V93H14L15 95L12 96L10 99H13V98L16 97L15 99L19 98L18 99L19 102H25L24 100H26V102H29V100H31L32 102H35V100L38 99L37 101H40V102H42V103H44L46 105L45 102H47L49 100V98H50L51 94L47 91V87L49 86L48 84L50 82H51L50 85H52V83H53L52 79L50 77H49V79H47L48 77L46 76V74L44 72H41V71H43V67L45 65L44 64L45 61L44 60H43V62H41L42 60L37 61V62L32 61L30 63V65L32 64V66H30L29 64H25V63L23 64V61H22L23 58H24V60H26V58H25L26 56ZM30 54H31V52H29V55ZM229 54H231V55L229 56ZM253 54H256L255 55L256 58H254V59H252V55ZM257 54H258V58H257ZM21 55H22V58H21ZM29 55H27V59L30 60V58H31V60H33L32 56H34V55H30V57H29ZM171 55H172V53H171ZM199 55L201 57H199ZM204 55H208L210 57H208V56L203 57ZM216 55L218 57H220L221 60H219L218 57H216ZM262 55H263V57L261 58ZM16 56H17L18 59L16 58ZM214 56H215V59H214ZM165 57H166L167 60L164 59ZM70 58H71V56L66 58L67 59L66 63H68L71 60ZM72 58H73V56H72ZM200 58H202V59L199 61ZM224 58H225V60H224ZM227 58L228 59L230 58L229 59L230 61L227 60ZM13 59L15 60L14 62H13ZM20 59H22V60L20 61ZM203 59H205L204 62H203ZM207 59H208V62H207ZM16 60H17L18 64L16 63ZM215 60H216V62L218 60V64L215 62ZM257 60H258V62H257ZM165 61H166V63H165ZM20 62L22 63L21 65H20ZM15 63H16V65H15ZM33 63L36 65V68L39 66L40 75L42 74V76H40L39 80H36V81L34 79H32V77H31V75H33V74L36 75L37 74V70H38L35 67H33ZM40 63H41V65L42 64L43 65L42 66L39 65ZM66 63L63 62L62 64H66ZM157 63L159 64V66L157 65ZM168 63L171 64L172 67L169 66ZM210 63H211V65H210ZM219 63H220V65H219ZM259 63L261 64V62H259ZM37 64H38V66H37ZM28 65H29V67H28ZM59 65H61V64H59ZM200 65L201 66L203 65L202 69L200 68L201 67ZM212 65H213V67H212ZM218 65H219V67H218ZM208 66L210 68H208ZM226 66H227V68H226ZM261 66H263V65H261ZM3 67L4 66L0 65V72H2L4 74V75H2V73H0V77H1L0 78V85L3 84L2 81L4 83H7V81H5V80L9 79V74L7 72V69L4 67V70H3ZM30 67L32 69V72H31ZM26 68H28V69L26 70ZM41 68H42V70H41ZM1 69H2V71H1ZM5 69H6V71H5ZM20 69H21V71H20ZM22 69H24L25 71L22 70ZM215 69L217 70V72L219 71L218 74L216 73ZM34 70H35L36 74H35V72H33ZM202 70H203V72H202ZM204 70H205V73H206L205 75H204ZM151 71H153V70H151ZM225 71H226V74H225ZM39 72H38V74H39ZM207 72H210V74H208ZM220 72H221V74H220ZM200 73H201V75H200ZM213 73L217 74L216 76L215 75L214 76L215 77H219V78L215 79L213 77ZM222 73H223V75H222ZM6 74H8V77H6ZM64 76L65 77H64L62 85L60 84L59 86H56V88L59 87V90H61V91H66L67 90L66 88L68 87V84L69 85L71 84V83H69V81L70 82H74L75 81V79L70 77V75H68V74H65ZM198 76H199V78H198ZM203 76L205 77V79H203ZM220 76L222 78H220ZM41 77H42V80H41ZM66 77H67V79H66ZM4 78H5V80H4ZM206 78H208V79H206ZM209 78L211 80H209ZM28 79H31L32 81L30 82V80L28 81ZM43 80L44 81L48 80L49 83H48V81L43 83ZM196 80H198V81H196ZM199 80H200V83L198 84ZM106 81L107 80H103L102 81L104 84L101 82L102 86L104 87V89H105V87L107 85ZM201 81H202V84L204 83L203 87H201L202 86ZM220 81H221V83H220ZM8 82H9V80H8ZM105 82H106V84H105ZM209 82L211 84L210 91L208 90L210 85L209 86L207 85ZM217 82H218V85L216 84ZM81 83L84 85V88H83V85ZM81 83H80L82 85L81 88H83V89L76 90L77 94H75L76 92L73 91V92H75V93H73L74 94L73 98L75 99V101L77 103L75 105V107L74 106L73 107L71 106V108L68 107V106H65V108H64V106L59 107V108H61V110L59 109L58 113H60V111H61V113L59 115L60 118L58 117V119L60 120L61 124L58 121L57 117L56 118L47 117L43 113H40V112H37V111L34 112V110L33 111L31 110V112H30V110L29 111L28 110H23V111H26V112L23 113L25 117L27 116L26 113L28 112V116L30 115L31 119H33V122H31V124H29V126L26 125V128H25V126H24V124L22 122V119L20 118V117H23V114H20V112H19V116H16L13 119H9V118L5 117L4 111H3V113L0 112V264L1 263L5 264V260H6V264H8V262H9V264H15V260H16V264H17V262H19L18 264H66V262H67V264H69V263H71V264H79L78 262L82 261V259H83V263H81V264H86L85 262H87V264H91V263L92 264L93 263L94 264H100V263L101 264L102 263L103 264H131L132 260H133L132 254H134V259L137 256L138 257L141 256V259L143 260V264H146V263L147 264H172V262H173V264H179L178 261H180V260H181L180 264H192L191 262L190 263L188 262V260L186 259V256L184 254L179 255L180 254L179 253L178 256L175 254L176 257H177V259L175 260L174 259V258H176L175 255H173V253L171 251H170L171 252L170 253L169 249L163 247V249H164V251H163V249L160 246V244L162 242H165V243H166V241L168 242L170 237H168V239H167V236H166L165 237L166 240H165L164 237H162L163 241H162V238H161L160 242L156 241V240H152L150 237L149 238L147 237V235L145 234V231L144 230L142 231L141 227H139L137 225L136 226L135 225L130 226L129 224L126 223V221L124 219H122V218L117 219V215H115L116 213L113 212V208L112 207H110L111 208V210H110L109 206H105L106 207V208L104 207L105 211H104V208H101V206H103V205L100 204L99 200H98L101 197L100 195H102V189L100 190L101 187L98 186L97 189H96V188H91L92 186L91 187L88 186L89 182L93 183V182H99V180H102V177H99V176L102 175V173L100 171L98 173L97 170L93 171L92 168H91L92 166L97 165L99 163V161L97 160L98 163H96L94 161V159L90 160V157H89V160H88V157H87L86 161H87V163L89 161L88 164L91 165V166H88V164L86 163V165H85L86 167L85 168L83 167L84 165L81 167V164L77 160V158L75 156V152H74V151L77 150L76 146L79 147L81 145V147H84V143L86 145L89 144V142H88L89 138L88 137L91 134L89 132H92V131L88 130V127H87V129L85 128L87 126V125H85L86 123H82V125H81V123H78L77 122L78 119H75V120L72 119V121L66 122V120L63 119V116H61V114L63 115L66 110L67 111L68 110H72L74 112V114H75V117H78V116L82 115L81 114L82 110L80 109L81 108L80 105L83 103L82 100H83V97H84L86 91H88V89L85 90V87L87 88V86H89V85L86 86V81H83ZM27 84L30 85L31 87H28ZM42 84H43L42 90L44 89L45 85L47 86V87H45L44 91L41 90ZM192 84L194 86H192ZM213 84L215 86H213ZM99 85L101 86L100 83L98 85H94V86L90 85L89 86V90H90L89 92H91V89H92V91H93L92 93L94 95H96V96L100 95V91L99 90L101 89V92H103L104 89L102 87H100ZM20 86H21V89H20ZM98 86H99L100 89L98 88ZM188 86H189V88H188ZM191 86H192V88H191ZM27 87H28V90H30V96L28 94L29 92L26 89ZM199 87H200V89L202 88V90H200ZM165 88H167V87L165 86ZM214 88H215V90H214ZM10 90H11V92H10ZM38 90H39V94L42 93L43 101H41V98L39 97V94H38V97L36 96ZM83 90H84V93L83 94L80 93V91L83 92ZM23 91H24V96L27 99L25 97L22 98L23 95L21 93ZM78 91H79V95H78ZM196 91L200 92V95ZM202 91H204V92H202ZM206 91H208V93H206ZM31 92H33L34 95ZM43 92L46 95L49 94V95H47L48 97L44 95V97H45L44 98L43 97ZM2 93H3V95H2ZM204 93H205V95H204ZM10 94H11V96H10ZM81 94H82V96L80 97ZM233 94H234L233 95L234 98L235 97L236 98L239 97V100H238L239 102L236 100V102L239 105L241 103L242 106H243L246 103H248L247 102L248 100L246 99V97H243L244 98L243 99L242 96L240 94H238V92L237 93L233 92ZM7 96H8V98H7ZM17 96H18V98H17ZM76 96L79 97L78 101H77V97ZM20 98H21V101H20ZM80 98L82 100H80ZM201 98H202L203 102L200 104ZM224 98H225V96H224ZM22 99H24V100H22ZM79 101H80V103H79ZM1 103L3 105H1ZM77 107L79 108V111H81V112L77 111ZM235 109H236V107H235ZM253 110H254V107H253ZM98 111H100V107H97V109L95 107V110H94L93 114L95 112L97 114ZM29 112H30V114H29ZM36 112L38 114H40L39 117H37V113ZM76 112H77V114H76ZM41 114H43V115H41ZM96 114L94 116H96ZM33 115H34V117H33ZM35 116H36V118H35ZM243 116L240 115L237 118H235V123L236 122L237 123L232 126L233 128L232 127H227L226 131H225V128H224V130L222 129L221 131H218V135H217V132H215V131H214V134H213V132L210 133L211 136L214 135V138L212 137L214 143H211V144L213 145L216 142V145H219V144L224 145L228 141L227 140L228 139L227 138L228 133L230 135V134H233L234 132H235L234 134H236L237 132L238 133L239 132H245L246 130H248L250 128V124H249L250 120H249V123H248L247 119L250 118L251 115L250 114L249 115L244 114ZM36 119H37V121H36ZM56 119L58 121V124L55 123V122H57V121H55ZM35 122H36V124H35ZM62 123H64V124L62 125ZM68 123H70V124H68ZM107 123L108 122H106V124H104V125L100 124V127L98 126L94 130H97L98 133L102 132L103 129H105V126L108 125ZM242 123L245 124V126H246L245 129H244L245 126H244V124L242 125ZM33 124H35V126ZM74 124L75 125L78 124L76 128H77V130L80 128L79 131H77L75 129V127H74L75 125ZM31 125H32L33 128L36 127V128H34L36 130V134H35V131L33 132L34 129H32ZM36 125L39 126V127H37ZM41 125L44 126L43 129L46 128V130L45 129L44 130L47 131V133L45 131H43V129H40V127H42ZM57 125H58V127H57ZM68 125H69V127H68ZM21 126L24 127L25 129L21 128ZM63 126H66V127L64 128ZM82 126H83V128L81 129ZM62 127H63V130H62ZM187 127L189 128V125ZM238 127H241V128H238ZM29 128H30V130H29ZM101 128H102V130H101ZM22 129H23V131H22ZM37 129L39 130V133H38ZM189 129H191V127ZM241 129H242V131H241ZM28 130H29V132H31V130H32L33 133L32 132L30 134H29V132L26 133V131H28ZM58 130H59V132H58ZM84 130H86V132H84ZM64 131L66 133H65V136L63 137L62 135L64 134L63 133ZM67 131H69V134L67 133ZM70 131H72L71 135H70ZM74 131H76L77 133L74 132ZM73 132H74V136H76V137H72ZM87 132L89 134H87L85 137H83L84 133H87ZM231 132H233V133H231ZM15 133H17V136H18V134H20L22 136V133H23L22 141H21V136L20 135H19V138H18V140H20L21 142L17 140V137H16V141L14 140V137L16 136V135H14ZM80 133H81V136H80ZM96 133H95V131H93L94 135L98 134V133L97 134ZM24 134H25V138H23ZM38 134H39V136H38ZM40 134H41V136H40ZM44 134H45V136H44ZM57 134L60 137L62 136L61 137L62 141L64 139L63 142H60L61 139H60V137L59 138L57 137ZM77 134L80 137V139L77 138ZM200 134H197V136L194 135V139L196 141H199V140H202L203 138H205V134H202V135H200ZM198 135H199V137H198ZM222 135H223V137L225 139L222 137ZM48 136H49V138H48ZM81 137L84 138V141H81ZM216 137L218 138L217 140H216ZM86 138H87V142L88 143L85 142ZM222 138H223V141H222ZM67 139H68L69 143H68ZM77 139H78V141H77ZM185 141H186L185 138H181V139H179V141H176V142L172 141V143L175 145L177 142L178 143L179 142L184 143ZM218 141H219V143H218ZM221 141H222V143H221ZM11 142H13V143H11ZM18 142H19V144L20 143L22 144V146H21V144L18 145V147L21 146V149L26 147V146L29 147V150H28V147L26 148L27 151L25 149L26 152L25 153L23 152L24 154L22 156H21V151H24V149L20 150V154H19L18 150H19L20 147L17 150ZM77 142H79V143H77ZM25 143H26V146H25ZM60 143H61V145H60ZM62 143H64V145H62ZM65 145L67 146L66 149L68 148L67 151H66V149H64ZM72 145H74V151H73V146ZM62 146H63V148H62ZM196 146H197V147H195L196 149H194L195 152L198 153V155H200V158H204L206 160V165H205V167L203 166V168H204L203 169V174L198 175V174H195V172H194V174H195L194 175L193 171L191 172V170H188V168L186 167L187 165H189L191 163V161L189 163V160H191V155L189 153L191 148H188L184 152V154L187 152L186 154H188V155L184 156V154L181 153L179 155L180 157L178 156L179 160H178V157L175 158V156H173L172 158L171 157H169V158L166 157L167 160L165 159L163 161L164 163L166 162L164 165H167V162H168V166L169 167H164V165L162 163V166L160 168L161 173L159 171V175H161V179H163L162 174L164 175V183L167 186V187L165 185L161 186L159 188V189H161L160 191L169 193L170 191H172V192L176 191L177 192V190H178V192H179V188H181V187L182 188L180 189V191H183V190L185 191V190H188V189L189 190H196V188L199 189V191L201 190V192H199L200 195L195 197L196 199H193V201L195 200L194 201L195 202L194 205H193V202H191V204L193 205V208L199 207L201 205L200 202H198V199H199V201H201L202 199H205V200L207 199L204 202L206 203V205H208L207 207H209V208L214 207L213 206L214 203H215L214 204L215 206H220V205L221 206H225L224 203H227V205L225 207H227V208H237L238 209V207H236V205L238 204L237 206H239L240 202H242L241 206H243L244 202L248 203V202H251L253 200L254 201H253L252 204H256L257 203V204H262L264 206V201L262 200V199H264V197H263V195H264V193H263L264 192V187H263L264 186V170H263L264 169V153H262L263 156H261V154H254L255 158H254L253 162L256 161V159H259V157L262 158V159L261 158L259 159L260 162L257 160L258 162H254L253 163V164L256 163L255 164L256 166L253 165V164H251L249 166L248 165L246 166L245 163H244V165H242L243 164L242 161L235 160V157H233V155H231L229 152L226 153V151H224L225 153L223 152L221 154L222 155L221 157H218V158L215 157V158H213L214 159L213 160L212 157L209 155L207 150H204L203 147H201V146L199 147V145H196ZM61 148H62L63 151L61 150ZM69 149L71 150V153L74 154V155H72L73 157L70 156L71 153H70ZM187 150H189V151H187ZM202 150L206 151V152H203ZM64 151H66V152H64ZM66 153H68V154L70 153L69 156H67L68 154H66ZM182 154H183V156H182ZM223 154H224V157H223ZM206 155H207V157H206ZM254 155L250 156L251 160L253 159ZM188 156H190V159H189ZM256 156H258V157H256ZM184 157H185V159H184ZM75 158H76V161H78L77 162L78 163V167H77L76 163L74 164V162H76ZM174 158H175V160H174ZM180 158H181V160H180ZM233 158H234L235 161L233 160ZM172 159H173V161H172ZM215 159H216V161H215ZM223 159H224V161H223ZM230 159H231V161H230ZM106 160H108V157H107ZM183 160H184V163L187 164V162H188V164L187 165L183 164V162H182ZM211 160H212V162H211ZM169 161L171 162V164H170ZM228 161H229L230 164L232 163V165H230L229 163L227 164ZM262 161H263V163H262ZM93 162H94V164H93ZM213 162H214L215 165L213 164ZM90 163H92V164H90ZM174 163H176V165ZM180 163H181V165H180ZM217 163H218V165H216ZM234 163H236V167L237 168L235 166L233 167ZM172 164H173V167H172ZM179 165H180V167H179ZM60 166L62 167V169L60 168L61 171L57 172V169H59ZM122 166L123 165H120V170L123 173L118 171L119 170L118 166H116L115 169H114V167H110V169L108 170L110 175H111V173L114 174V176L112 175L114 180L116 179V176H117V181L116 182H117V184H119V186H120L121 183H122V187L123 186H131V187L135 186V183H136L137 179H135V181H134V179L129 177L128 173L130 174V172H128L127 176L124 178L123 174H125V171H128V168L126 167L124 169V166L123 167ZM177 166L179 167V169L180 168L182 169L181 173L179 172L180 171L179 169L177 170V168H178ZM211 166L214 167L213 168L214 169L213 172H212L213 169H212ZM251 166H252V168H251ZM184 167H186V169ZM206 167H208V168H206ZM82 168L83 169L87 168L86 171H88V168H91L88 172H90L92 170L91 173H93L95 176H93V174L91 175L90 173H86L85 171H83ZM166 168H167V171L169 169V173L166 172L164 174V172L166 171ZM170 168H171V170H170ZM174 168H175V170H174L175 173L177 171V173H176L177 175H181V174H182V176L184 175V177L182 179L183 182H182V180L181 181H177V180L174 179V177L177 176V175H174L173 173L171 174V171ZM216 168L219 171L222 170L223 174H222V172H220L221 173V175H220ZM253 168H255V169H253ZM77 169L79 171H77ZM162 169L164 170V172H163ZM205 169L207 170V172H206ZM186 170H188V172ZM260 170H262V171H260ZM82 171L84 173H86V175L83 174ZM129 171H132V170L129 168ZM134 172H135V174H134ZM208 172H209L210 176H208ZM227 172H228V174H227ZM257 172H258V174H257ZM79 173H80V175L83 174V176H80L81 177L80 181L78 180L79 179ZM247 173L250 176H248ZM87 174L90 177L92 176L93 178L91 179L89 177V180L85 181L86 179L84 178V175L88 176ZM137 174H139V176H137ZM131 175H136V178H139L140 176H142V177L145 176L144 173H142V172H138L137 173L136 171H133V174L131 172ZM185 175L188 178H186ZM121 176L123 177V181H121ZM199 176H201V178L205 177L203 179L204 181L201 180V178ZM253 176H254V178H252ZM207 177H208V179H207ZM227 177H229L230 180ZM232 177L233 178L235 177V178L233 179ZM250 177L252 178L253 181L250 180L251 179ZM82 178L84 180H81ZM171 178H172V184L174 183L173 186H172V184L170 186ZM191 178H192V180H191ZM97 179H98V181H97ZM167 179L168 180L170 179L169 182H166ZM189 179H190V181H189ZM196 179H198V180L200 179L199 183L196 182ZM245 179H246V184H250V187H251L250 188V193H249V189H248L249 186L248 185H244ZM258 179H259V182H258ZM206 180H208V181H206ZM237 180H238V183H236ZM240 180H241L242 184H240ZM130 181H131V183H130ZM247 181H248V183H247ZM175 182H176V184H175ZM233 182H235L234 185H233ZM257 182H258V184H257ZM192 183H194V184L196 183V184L194 185ZM205 183H207V185ZM229 183H231V185ZM167 184L170 186L171 190L169 189ZM176 185H177V190H176ZM183 186H184V189H183ZM192 186H193V188H192ZM199 186H200V188H198ZM231 186L233 188H231ZM81 187H83V188H81ZM144 187H146V188H144ZM144 187H141V189L139 190V191H141L140 194L145 190L144 193H142L143 196L140 195V198L149 196L150 194L151 195L156 194L155 191H153V193H152V191H151L152 188H150L151 186L149 184L147 186L145 185ZM162 187H164L166 189L164 190V188L162 189ZM172 187H173V189H172ZM174 187H175V189H174ZM234 187H235V189L237 188V190H235ZM253 187H254V190L252 191ZM256 189H258V190L255 192ZM259 189H260V191H259ZM261 190H262V193L260 194ZM146 191H149V192L146 194L145 193ZM224 191H225V193H224ZM82 192H84V193H82ZM217 192H218V194H217ZM241 192H243L244 194L241 193ZM229 193H231V195H229ZM253 193H254V195H253ZM82 194L84 195L85 198L82 197ZM90 194H91V198L89 199ZM213 194H214V196L217 197V201L220 202V205H219V202L217 203V201H215L216 197H214ZM257 194H258V197L255 196ZM210 195H212V197H210ZM261 195H262V197H261ZM238 197H239V199H238ZM245 197H246V199H245ZM225 198H226V200H225ZM235 198L238 199V200H236ZM242 198L244 199V201H243ZM250 198H252V200H250ZM79 199H80V201H79ZM93 199H95V203H94ZM212 200H213V202H212ZM247 200H248V202H247ZM82 201H83V203H82ZM233 202H236V204L235 203H234L235 205L232 204ZM259 202H261V203H259ZM154 203H156L155 199H154ZM140 204L141 203H139L138 207H140L141 210L146 209L145 207H147V204L142 203V206ZM98 205H99V207H98ZM163 205H164V203H163ZM241 206H239V208ZM96 209H97V211H96ZM181 209H183V207ZM99 212H100V215H99ZM85 215H86L87 219H86ZM94 215H95V217H94ZM109 215H110V217H109ZM114 215H115V217H114ZM107 218H108V220H107ZM93 219H96L95 222H94ZM115 219L117 221H115ZM77 221H78V223H77ZM86 222L89 224V227H88V224ZM90 224L91 225L93 224L94 226L93 225L91 226ZM128 225H129V228H128ZM111 226H113V227H111ZM109 227H110V229H109ZM132 227H134V228H132ZM134 229H135V231H134ZM126 230H127V232H126ZM140 233L143 234V235H141ZM108 234H109V236H107ZM145 236H146L147 240L144 238ZM128 237H129V239H128ZM136 238H137V241H136ZM106 241H107V243H106ZM108 241L109 242L111 241V243H109ZM131 242H132V244L134 243L135 245L134 244L132 245ZM105 243H106V245H105ZM126 244H127L128 247L126 246V248H125ZM131 247H132V249H131ZM133 249L135 250V253H137V254L134 253ZM146 249L148 250V252H147ZM166 249H167V252H166ZM152 250H154V253H153ZM83 251H84V254H83L82 258H81V255H82ZM157 251H159V253ZM139 252H141V255H138ZM71 253H72L73 258L71 257ZM76 253H78V254L81 253V254H79V255L77 254L79 256V257H77ZM89 254H91V257H90ZM154 254H156V256ZM84 255H85L86 259H85ZM171 255L174 256L173 259L171 258ZM148 256H150V257H148ZM180 256H181V258H180ZM184 256H185V258H184ZM19 257H20V260H19ZM87 257H88V260H87ZM166 257H168V260H167ZM10 258H11V260H12V258L14 260L11 261ZM65 258H66V260L68 258V260L66 261ZM94 258H95V260H94ZM131 258H132V260L130 261L129 259H131ZM71 259H72V261H71ZM17 260H19V261H17ZM96 260L98 262H100V263L96 262ZM183 261H185V263H182ZM132 264H137V263L135 262V260H133Z\"/></svg>",
    "mask_w": 264,
    "mask_h": 264
}]
</instances>
